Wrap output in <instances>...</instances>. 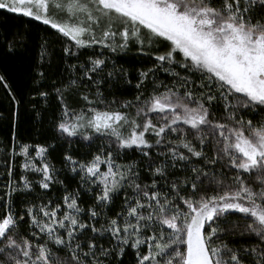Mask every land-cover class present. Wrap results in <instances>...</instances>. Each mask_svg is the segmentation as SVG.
Here are the masks:
<instances>
[{"label": "snow or ice", "instance_id": "obj_1", "mask_svg": "<svg viewBox=\"0 0 264 264\" xmlns=\"http://www.w3.org/2000/svg\"><path fill=\"white\" fill-rule=\"evenodd\" d=\"M0 264H264V0H0Z\"/></svg>", "mask_w": 264, "mask_h": 264}, {"label": "trees", "instance_id": "obj_2", "mask_svg": "<svg viewBox=\"0 0 264 264\" xmlns=\"http://www.w3.org/2000/svg\"><path fill=\"white\" fill-rule=\"evenodd\" d=\"M59 58V53H56L54 56H53V60H56Z\"/></svg>", "mask_w": 264, "mask_h": 264}]
</instances>
